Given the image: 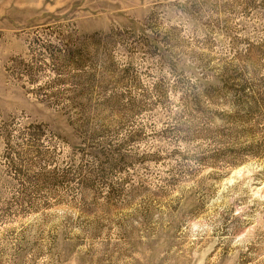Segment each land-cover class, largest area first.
<instances>
[{"label": "rangeland", "instance_id": "obj_1", "mask_svg": "<svg viewBox=\"0 0 264 264\" xmlns=\"http://www.w3.org/2000/svg\"><path fill=\"white\" fill-rule=\"evenodd\" d=\"M0 264H264V0H0Z\"/></svg>", "mask_w": 264, "mask_h": 264}, {"label": "trees", "instance_id": "obj_2", "mask_svg": "<svg viewBox=\"0 0 264 264\" xmlns=\"http://www.w3.org/2000/svg\"><path fill=\"white\" fill-rule=\"evenodd\" d=\"M77 67H81V64L78 62Z\"/></svg>", "mask_w": 264, "mask_h": 264}]
</instances>
